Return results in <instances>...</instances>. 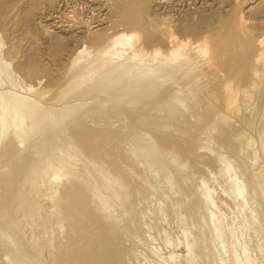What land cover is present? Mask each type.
Wrapping results in <instances>:
<instances>
[{
  "label": "rangeland",
  "instance_id": "rangeland-1",
  "mask_svg": "<svg viewBox=\"0 0 264 264\" xmlns=\"http://www.w3.org/2000/svg\"><path fill=\"white\" fill-rule=\"evenodd\" d=\"M115 32L137 36L136 53L114 57ZM260 40L264 0H0V264H203L208 247L229 264L237 246L264 264V214L234 196L217 157L232 153L264 195ZM178 175L204 249L172 203L186 195Z\"/></svg>",
  "mask_w": 264,
  "mask_h": 264
},
{
  "label": "bare ground",
  "instance_id": "bare-ground-1",
  "mask_svg": "<svg viewBox=\"0 0 264 264\" xmlns=\"http://www.w3.org/2000/svg\"><path fill=\"white\" fill-rule=\"evenodd\" d=\"M97 26H101V24L100 25L97 24ZM136 40H137V36H135L133 33H129L128 34V33H124V32H115L111 36L110 44H109V46L106 49L114 51L113 52L114 53V57L118 58L119 54H117L116 46H118V45H120V46L121 45H127L131 50H133L135 52L136 49H137V45H136L137 41ZM96 41H97V39L93 38L90 43L94 44ZM146 42L151 43L150 39H148ZM157 43L159 44L158 46L162 45L161 40L157 41ZM263 43H264L263 40L259 41L260 45H263ZM197 51L203 56H208V54H209V50L205 46H197ZM137 55H138V57H141L139 59V61L142 60L144 57H146V58L149 57L148 55L143 54V53H139ZM156 56L157 55L154 54L151 57L150 61L151 60L152 61L156 60ZM175 57H176V54L175 53H171V59L174 60ZM261 59L264 60V49L262 50ZM230 85H231V92H230V94L228 96V99H227V104H228V108L229 109L236 108V102H237V97H238L237 96L238 94H237V88H236L235 82H232ZM198 129H200L199 131L203 132V136L204 135L207 136L208 139H209V137L210 138L215 137V136H211V134H207L208 132L203 131V128L202 129L198 128ZM138 138H140V137H138ZM216 138H218V137H216ZM216 138H214V139H216ZM139 140H141V138ZM220 142H222V140ZM226 146H225V144H219L218 148L222 149V148H224ZM223 153L224 154L220 153V155H218L217 157L224 164V168H225L226 173L228 174V178L231 180V182L235 186L234 196L236 198L240 199L243 202V204L249 208V210L251 212L253 211V213H254V212L260 211V212H262V214H264V195L262 193H261V195L259 194L258 188L255 187V185L253 183H252L251 187L247 186L248 182L246 183V181H245L246 173L242 170V166L240 165L241 161H239L236 157L233 156L232 153H230V152H228L226 150ZM228 159H229V161H228ZM160 172H161L163 178L167 179V180L171 179V177L173 178V176H174V173L169 168H164L163 167ZM177 178L180 180L181 184L185 188L186 195L185 194H181L179 197L175 198L172 203H173L174 206H181L183 209H186V210H188L190 212V214L188 215L189 226H190V228L197 230V234H198L197 237L195 238V243H196V245L199 246V248H201V249L203 248L204 249V245L208 241V235H207L208 230H207V227L204 224V217H203L202 212H201V206L197 202L196 197L193 194V192L191 191L190 186L186 182L184 176L183 175H178ZM68 191H69V196H73L74 197V199L76 201L75 204H77V205L80 204L81 206H83L82 205L83 204L82 201L79 200V199H78L79 201H77V199H76L77 197H75L76 195H78V192H77L78 190L76 189V187L75 186H71L70 190H68ZM186 196L189 197V198H186ZM190 198H191V201H192V206L189 204L190 203ZM209 204H210V206H212V203L209 202ZM6 212H8L9 214H11L13 216L14 220L17 221V223L21 226V229L24 230V232H28L27 231L29 229V228L27 229L28 225H26V223H23V220L21 218V214L19 212V208L17 207L16 201H12L10 204L7 205ZM69 217H71V216H69ZM70 224H71V226L76 227L77 224H78V219L77 218H75V219L71 218V223ZM214 234H215V237H216V240H217L218 244L224 250H226V248H225L226 247V239H225V237H224V235L222 233L221 228L215 229ZM235 235H237V234H235ZM231 238H232V242H234L233 238H235V237L232 235ZM168 245L170 246V244H168ZM236 245L234 244V246H236ZM186 247H187V245H186ZM241 247L242 248L240 250H242V253H245L247 251L246 250L247 248L245 247V245H243ZM238 250H239L238 246L236 248L234 247L233 256L231 257L229 264H249L251 261L249 262L248 259L246 258L248 254L247 255L243 254L244 258L241 259L240 258L241 256L237 255V252H239ZM202 255H203L202 256L203 260H204L203 264H226V263H224L222 261V259L219 256H215L213 254V251L209 247L206 250H204ZM173 258H171V259H173ZM29 261H28V263H29ZM26 264H27V261H26Z\"/></svg>",
  "mask_w": 264,
  "mask_h": 264
}]
</instances>
